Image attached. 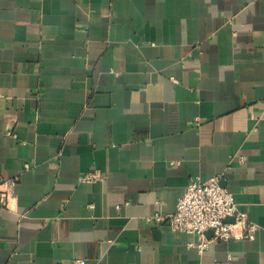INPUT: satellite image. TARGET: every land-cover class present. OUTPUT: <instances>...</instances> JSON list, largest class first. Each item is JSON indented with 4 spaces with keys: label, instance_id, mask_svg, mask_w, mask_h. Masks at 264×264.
<instances>
[{
    "label": "crops",
    "instance_id": "1",
    "mask_svg": "<svg viewBox=\"0 0 264 264\" xmlns=\"http://www.w3.org/2000/svg\"><path fill=\"white\" fill-rule=\"evenodd\" d=\"M216 175L252 239L147 221ZM13 179L0 264H264V0H0Z\"/></svg>",
    "mask_w": 264,
    "mask_h": 264
},
{
    "label": "built area",
    "instance_id": "2",
    "mask_svg": "<svg viewBox=\"0 0 264 264\" xmlns=\"http://www.w3.org/2000/svg\"><path fill=\"white\" fill-rule=\"evenodd\" d=\"M98 173H88L81 180L94 182L100 179ZM221 176L216 175L208 180L196 177L186 186L179 197L173 213L155 212L147 221L168 226L183 233L195 235L198 238L192 246L199 254L203 253L212 242L230 239H252L256 226L248 220L247 214L240 211L233 195L221 185ZM16 179L3 183L0 188V213L9 209L13 199V188ZM211 236L206 237V233ZM76 264H84L76 260Z\"/></svg>",
    "mask_w": 264,
    "mask_h": 264
}]
</instances>
